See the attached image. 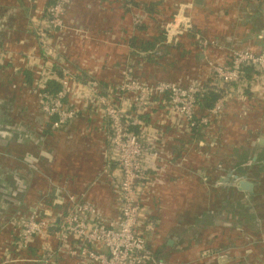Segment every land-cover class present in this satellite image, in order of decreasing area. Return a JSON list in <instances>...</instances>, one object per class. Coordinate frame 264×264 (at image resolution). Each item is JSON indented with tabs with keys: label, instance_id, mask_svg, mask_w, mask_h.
<instances>
[{
	"label": "crops",
	"instance_id": "obj_1",
	"mask_svg": "<svg viewBox=\"0 0 264 264\" xmlns=\"http://www.w3.org/2000/svg\"><path fill=\"white\" fill-rule=\"evenodd\" d=\"M99 4L117 5V8L124 12V18L120 21L110 19L111 15L105 16L106 11L99 9ZM184 4L189 5L185 13L191 18L194 30L213 45L211 43L202 48L194 37L184 35L180 38L178 43L184 45L187 50L186 54L180 56L184 58L189 54L196 56L197 64L192 67L182 66V63L179 65L175 63L173 69L171 66L168 67L174 64L176 53L163 58L165 61H155L152 65L144 66L137 63L139 61L134 58L138 57L134 54L136 57L131 60L141 66H138V74L144 79L150 81L145 74L153 66L157 68L158 73L160 72L159 80L169 79L179 84L209 82L211 65L227 64L232 49L252 51L259 49L257 34L264 23V0L157 2V6L165 10L166 19L168 15L171 17L176 13L179 5ZM28 6L24 0H0V45L9 52L10 60L0 71V134L2 138L8 139V144L19 143L22 150L37 155L40 149H45V139L47 140L49 136L48 132L44 131L51 129L48 118L39 109V98L35 92L33 93L32 85L26 83L23 85L21 82L22 71H26L30 64L34 67L39 66L44 59L39 53L40 48L33 32L34 15ZM100 7L102 8L101 5ZM24 8L28 9L29 14ZM6 9L8 10L5 11ZM79 9L84 16L87 15L85 18L80 19L71 15L72 11L77 16ZM92 10L103 15L97 18L98 21L100 19L99 24L102 26H99L98 22L88 23L90 18L96 19ZM131 19L132 16L124 11L118 0H71L64 17V28L53 40L54 49L66 59L73 70L84 75L83 80H80L83 84L86 83L85 80H91L96 83L94 86L89 84L91 88L95 86L113 88L120 80V73L126 63L129 64L130 56L125 41L130 34ZM76 26L83 27L78 30ZM16 87L18 89H15ZM259 99H251L253 109L236 113L238 115L234 116L233 124L237 122V126L241 128L239 131L244 133L242 136L239 133L235 134L241 139L239 145L233 147V155H229L230 151L220 150L218 144L207 145L201 142L199 145L196 144V150H191L190 144L179 146L180 140L187 138L182 131L185 127L183 118L161 107H155L150 113H145L140 130L143 132L142 136L152 139L154 135L160 134L158 133L160 130L158 150L162 156H168L173 160L167 165L158 160L157 166L149 170L148 191L143 195L140 212L142 217L156 218L157 223L152 234L150 233L149 244L152 249L157 250L159 258L166 264H258L254 260H257L256 255L258 252L261 253V250H256L259 245H254L252 237H257L260 229L261 232L264 229V156H262L264 142L259 143L260 138H264V133H256L258 126L254 122L264 121V98ZM77 105L80 111L76 122L63 130H51L54 134H59L57 143L63 144L61 145L63 156L71 158L70 162L66 158L61 161L67 165L65 171L69 179L60 180L54 173L49 176L54 184L66 188L69 192L85 194L86 198L92 200L105 214L113 216V192L106 181L107 175L103 172L109 154L105 129L91 111L81 109L80 101ZM237 106L239 107V104ZM243 119L246 121L243 122ZM89 124L91 131L83 133ZM35 125H38L36 129ZM17 133H21L19 139L16 137ZM83 140L87 143H84L85 146L82 145ZM59 147L56 144L55 148L50 146L47 151L51 153L53 149L59 151ZM192 151L204 153L202 160L192 161L194 156L190 155ZM183 153L187 154V160L181 162L179 157L184 155ZM42 159L44 160L39 164L45 168L48 165L45 164L47 160ZM53 161L54 159L48 162L52 168L56 166L52 164ZM37 163L35 162L36 165ZM111 166L113 168V165ZM5 170L10 172L3 168V171ZM231 170L239 177L246 176L253 184L252 192L238 190L235 184H230L232 177L228 183L219 182L223 176L229 177ZM3 171L0 168V176L1 173L7 172ZM31 172L28 182L33 187L38 185V181L34 178L35 173ZM0 181L3 180L0 178ZM6 183L10 181L6 180ZM8 187L9 190L12 189L11 185ZM16 188L7 193L9 197L2 198L8 200L10 210L5 209L8 206L1 203L3 201L0 198V210H5V213L11 212L12 208L17 209L15 205L18 201L13 198L21 195L17 194ZM51 190L45 183L36 193L38 196L46 194L48 197ZM31 196L32 192L28 198L31 199L33 197ZM205 245L223 251L228 256L202 259L198 252L205 248ZM65 264L72 263L67 261Z\"/></svg>",
	"mask_w": 264,
	"mask_h": 264
},
{
	"label": "built area",
	"instance_id": "obj_2",
	"mask_svg": "<svg viewBox=\"0 0 264 264\" xmlns=\"http://www.w3.org/2000/svg\"><path fill=\"white\" fill-rule=\"evenodd\" d=\"M24 1L32 9L33 32L39 53L44 57L39 66L30 64L25 69L33 74L32 85L39 98V109L54 131L63 130L79 119V101L81 109L91 111L99 119L109 146L103 172L113 192L114 211L113 216H108L85 194L69 192L48 179L51 200L46 194L38 196L36 202L19 204L15 214L6 213L3 219L0 216V264H65L67 261L72 264H166L156 257L149 244L157 221L140 216V212L143 195L148 191L149 170L157 166L158 160L165 165L173 160L158 150L160 130L159 136L154 135L152 139L142 136L144 115L155 107L174 113L183 118L182 131L188 136L196 124L202 132L206 131L211 121L223 112L228 100L239 107L242 104L246 111L252 109L251 99L264 98L261 96L264 94V23L257 34L259 49H232L227 64L211 65L209 82L144 81L132 76L127 62L113 88H91L89 82L95 81L85 80L83 84L78 79L81 73L73 70L53 45L64 28L71 0ZM188 7L179 5L176 13L161 23L163 44H175L187 33L193 34L200 47L209 44L210 41L194 30L191 18L185 13ZM141 18L136 14L133 22L139 23ZM9 61V52L0 45V71ZM49 81L57 82L59 89L53 93L41 92ZM210 90L219 96L212 106L204 107L202 97ZM134 127L139 131H134ZM184 155L179 157L181 162L187 160ZM26 156L27 168L36 173L37 165L28 159L30 154ZM50 226H54L53 232L48 231ZM216 251L203 249L199 257H224Z\"/></svg>",
	"mask_w": 264,
	"mask_h": 264
},
{
	"label": "trees",
	"instance_id": "obj_3",
	"mask_svg": "<svg viewBox=\"0 0 264 264\" xmlns=\"http://www.w3.org/2000/svg\"><path fill=\"white\" fill-rule=\"evenodd\" d=\"M158 1H161V0H148V1H146V0H118L119 4H121L124 11L127 12L128 14H130V16H132L131 23H130V26H131L130 34H129V37L125 41V44L127 45L126 47L128 50V55L130 56L129 68L131 70L137 69L139 66L138 65L139 63H141L140 65H143V66L147 65L151 60L150 55L153 53V50H155L156 47H159L162 45H164L163 48H165L163 58H165L166 56L167 57L172 56L175 53L176 54H182V55L186 54L187 50L184 48V45L178 43L179 41L176 42L175 44H171V45L163 44V40H164L163 30L161 29V23H158V22H164L165 20L169 19L170 15H168L167 19H166V16L164 15V9L162 8L163 9L162 10L157 6ZM133 12H135V13L137 12L136 14H140L142 16L139 23L133 22L135 15H136L135 13L133 14ZM186 36L191 38V37H193V34L187 33ZM40 53H41V51H40ZM141 53H143V54H141ZM134 54L137 55V57H138V58H135V59H137V61H139V62H137L138 64L134 60H131V58L136 57V56H134ZM140 54L142 56H140ZM146 55H149V56L146 58ZM139 67H141V66H139ZM247 76H248V74H247ZM22 77H23V79L21 82L23 83V85L25 83L32 85L33 74L31 71H27V70L22 71ZM83 77H84V75L80 74V76H78V79L83 80ZM23 85H22V87H24ZM100 85L102 86V84H100ZM32 88H33V85L31 87V89ZM58 89H59V84L57 82L49 81V82H47L46 87L40 91L53 93V92L57 91ZM32 90H33V93L35 92L37 94V92L34 90V88ZM218 96H219L218 92H216L214 90H210L208 93H206V95H204L202 97L203 106L204 107L212 106V104L214 103V101L217 99ZM247 100L249 101V99H247ZM257 105H259V104H257ZM37 126L38 125H35V129L37 128ZM228 128H230V127H228ZM133 129L136 132L139 131V129L137 127H134ZM44 132H48L47 134H49V136L46 140L49 142V144L51 143L52 138L56 139L55 142L57 144V141L59 140V134H54L51 130L50 131L47 130ZM233 134H231V135L233 136ZM203 135H204V133L201 131V127L199 126V124H196L194 127L191 128L187 138L180 140L179 146H184L186 144V142L187 143L196 142V141H198V139H200V138L202 139ZM225 135L229 136V130L226 131ZM233 137L235 138L237 136L234 135ZM17 144L12 142L6 146H0V151L2 152V154H0V168L1 169L7 168L10 172H13L14 174L18 173V174H16V176L14 175V178L12 179V181L14 182V186L16 185L15 187H17L16 188L17 194L22 195V199H21L22 202L25 201L27 203H33V202H36L38 199L39 194H37L36 191H38L42 187V184L39 182V181H42V179H40L39 177H36V174H34L35 175L34 178L38 181V183H37L38 185L33 186V187L30 186L28 181H30L29 173L32 174V172H31L32 170H30L26 166V157H27L26 155L28 153L25 152L24 150H22L23 148L21 146H19V143H17ZM55 146L56 145H54V148H55ZM23 147H25V146H23ZM48 149L49 148H47V150ZM49 151H52V150H49ZM53 152L52 153L50 152L51 153L50 158H45L42 155L40 156V158L42 157V158H45L47 160V163L44 162L46 165L48 164L47 167L50 164L48 162H52L53 156H54L53 165H56V166L59 165L61 163L62 158L63 159L66 158L67 161L70 162L71 158H69V156H63V154H61V156H60V153L57 149H53ZM24 154H26V155H24ZM42 160H44V159H42ZM39 166L40 167L38 169L41 172H43V173L48 172V170L46 171L47 167L43 168L41 165H39ZM37 167H38V165H37ZM54 171L55 170H53V172ZM70 178H72V177H70ZM58 179L67 181L69 179V177H68V174L65 173L64 175L63 174L58 175ZM43 184H44V182H43ZM8 185H9V183L6 184L5 188H3L4 193H10V190L14 189V187H12V189L9 190L10 187H8ZM37 188H39V189L37 190ZM12 192L15 193L14 191H12ZM30 192H32V196H33V197L31 196L32 197L31 199L28 198ZM51 197H52V195L50 194V195H48L47 199L51 200ZM46 204H47V202H46ZM17 210H18V207H17V209L15 208V209L11 210V213L15 214L17 212ZM5 214L6 213H3V214L0 213V216L2 219L4 218ZM150 247H151V245H150ZM153 251H154L156 257H159L157 254V250L153 249Z\"/></svg>",
	"mask_w": 264,
	"mask_h": 264
},
{
	"label": "rangeland",
	"instance_id": "obj_4",
	"mask_svg": "<svg viewBox=\"0 0 264 264\" xmlns=\"http://www.w3.org/2000/svg\"><path fill=\"white\" fill-rule=\"evenodd\" d=\"M8 1V0H7ZM100 5L102 6V8L100 7ZM25 7V6H24ZM98 8L99 9H103L104 11H106V15L105 16H107V15H111L110 17H112V18H110V19H113V18H115L116 20H118V21H120V20H122L124 17H123V15H124V12H122L120 9H119V7L117 8V5H115V4H99V6H98ZM28 9L29 10H31V13H32V9H31V7H29L28 6ZM28 9H26V8H24V10H27V13L29 14V11H28ZM8 10V9H7ZM7 10H5V11H7ZM93 12H94V18H96L95 20H93V18H90L89 19V24H91L92 22H98V24L99 23H101L100 22V19H99V21L97 20V18H99V17H103V15H101V14H99V13H97L96 14V12L94 11V10H92ZM165 11V10H164ZM89 12V11H88ZM71 15H74V17H78V18H85L86 16H84L83 15V13H82V11L79 9V10H77V16H75V14H74V12H72L71 11ZM112 24H114L113 22H112ZM99 26H102L101 24H99ZM77 27V29L78 30H81V27H83V26H76ZM93 27V25L91 26V28ZM209 44H211L210 42H209ZM209 44L207 45V46H209ZM211 45H213V43L211 44ZM163 46L164 45H162V46H159V47H156L155 48V50H153V53L150 55L151 56V60H150V62L148 63V64H150V65H152L155 61H157V62H159V61H165V59H163L162 60V58H163V56H164V50H165V48H163ZM155 52H160V53H155ZM193 53V52H192ZM149 55H146V58L148 57ZM186 56V55H185ZM175 62H174V64L176 63H178L177 65H179V64H181L182 66H188V67H192V66H194L195 64H197L196 63V56H195V54H194V56L192 55V54H189L188 55V57H185L184 58V56L182 57V56H180V54H176L175 56ZM135 59V58H134ZM130 62V61H129ZM173 64V65H174ZM176 64L173 66V65H168V67H170V68H174L175 66H176ZM138 69L139 68H137V69H133V70H131V74H132V76H134L135 78H140V79H142V80H144V81H148V80H146V79H144L141 75H139L138 73H139V71H138ZM149 71L148 72H146V74H145V76H146V78H148L150 81H156V80H159V78H160V72L158 73L157 72V68H155V67H153V66H151L149 69H148ZM167 70H170V69H167ZM159 71V70H158ZM165 73H167V71L165 72ZM162 74H164V73H162ZM197 75V73L194 75V76H196ZM15 89H18L17 87L15 88ZM14 89V90H15ZM231 97H232V95H231ZM23 99V98H22ZM27 99V98H26ZM25 100V98L23 99V101ZM229 104V105H228ZM224 110H223V112L220 114V115H218L217 116V119L216 120H212L211 121V123H210V125H209V128H207V130L206 131H204L203 133H204V135H203V137H202V139L200 138V139H198V141H196V142H190L189 144H190V146H191V150L192 149H195V146H196V144H200L201 142L203 143V144H207V145H209V144H211V145H213V144H218L219 145V149L221 150H223V151H225V152H228V151H230V152H228L229 153V155H233V147H236L235 145H239V143H240V139H238L237 137H233L235 134L237 135L238 133L240 134V136H242L243 134L242 133H244L243 131H239V129L241 130V128H240V126H237V122H236V124L234 125L233 123H234V119H235V117L234 116H236V115H238V114H236V113H242V112H247L246 111V109H245V107H243L242 106V104H241V107L239 108L238 106L236 107V106H234V101H229L228 100V102H227V104L224 106V108H223ZM253 109V108H252ZM254 111V110H253ZM261 112V111H260ZM238 119V118H237ZM246 120L245 119H243V122H245ZM252 122V121H251ZM251 122H249V123H251ZM254 122H256V126H258L257 128H258V130H256V133H260V134H262V133H264V121H257V120H255ZM232 124H233V126H232ZM238 124H243L242 122L241 123H239L238 122ZM230 126H232V127H230ZM243 126V125H242ZM245 127H247V125H244ZM261 126V127H260ZM228 127H230V128H228ZM245 127H242L243 129H245ZM257 128H255V129H257ZM51 129V128H50ZM255 129H252V130H255ZM52 130V129H51ZM226 130H229V136H226L224 133H225V131ZM91 131V127H90V124L89 125H87L86 126V129H85V132H83V133H87V132H90ZM258 131V132H257ZM234 133V134H233ZM231 134H233V136L231 135ZM21 135V133H17L16 134V137H17V139H19V136ZM231 135V136H230ZM14 138V137H13ZM58 139V138H57ZM13 141V140H12ZM45 141H46V139H45ZM56 139H54V138H52L51 139V143L49 144V142L48 141H46V147H45V149L44 150H47V148H50V146H54V145H56ZM58 142V141H57ZM84 143L85 144H87L86 142H85V140H83L82 141V145H84ZM60 147H59V153H60V156H61V154L63 153L62 152V149H63V146H61V145H63V144H60V143H57ZM85 146V145H84ZM44 150H42V149H40L39 150V153L37 154V155H33V154H30V156H29V159H33V161L34 162H38L37 164H38V167L37 168H39L40 166V164H39V162H41V160H42V158H40V156L42 155L43 157H45V158H50V155H51V153L50 152H48V151H44ZM196 150V149H195ZM40 152H42L41 154H40ZM98 154H100V153H98ZM204 154V153H203ZM202 153H197L196 151H192L191 152V156H193V160L192 161H198V160H200L201 159V157H202V155H203ZM24 155H26V154H24ZM226 155V154H225ZM187 156V154L185 153V157ZM227 158H229L228 156H226ZM53 159H54V156H53ZM36 160V161H35ZM62 160H63V158H62ZM61 160V161H62ZM202 160V159H201ZM203 160H204V158H203ZM71 161V160H70ZM231 163V162H230ZM25 164V163H24ZM53 164V163H52ZM74 164V163H73ZM49 165H51V164H49ZM66 166L67 165H64V163L63 162H61V164L60 165H57V166H54L53 168H54V172H53V168L51 167V166H48V168L46 169V171L48 170V172H45V173H43V172H41L39 169V171L38 170H35L36 171V177H39L40 179H42V181H39L41 184H42V187L44 186V184L46 183V184H48L49 185V180L48 179H51L50 177H49V175H51L52 173H54V174H56V175H62V172H65L66 173V171H65V168H66ZM198 166V165H197ZM75 167V166H74ZM79 168V167H78ZM43 169V168H42ZM2 171H3V169H2ZM7 170H5V171H3V172H6ZM259 171L260 172H263V170L262 169H259ZM7 173V174H6ZM6 173H1L2 174V176H0V178L3 180V181H0V198L2 199H4L5 197H9L8 196V194L7 193H4L2 190H3V188H5L6 187V185L5 184H8V183H6V180L8 181H10V183H9V185L11 184V186L12 187H14L15 188V186H14V182L12 181V179L14 178V174L12 173V174H10V172L8 173V171L6 172ZM15 176H16V174H15ZM242 178V177H241ZM43 182H44V184H43ZM50 186V185H49ZM16 193V192H15ZM2 199V201L3 202H1V203H4V205L5 206H8V200H3ZM21 199H22V195H21V197H19V196H16V197H14L13 198V200H15V201H18V203L15 205L16 207H18L19 206V204H21V206H23V203H24V205H26V204H29V203H27V202H25V201H23V202H21ZM1 201V200H0ZM1 205V204H0ZM261 207H263V205H261ZM9 208V206L8 207H6L5 209L7 210ZM10 209V208H9ZM11 210H13V208L11 209ZM6 211L5 210H0V213H5ZM8 213H11V212H8ZM156 219V218H155ZM264 230V229H263ZM262 230V232H261V229H260V231L258 232V236L257 237H252L253 238V240H252V242L254 243V245H259V246H257V251H260L261 250V253L260 252H258L257 253V260L255 259L254 260V262H257L258 264H264V231ZM206 248H210V249H212V247H208V246H206L205 248L203 247V249H206ZM203 249H200L199 250V252H198V254H200L201 252H202V250ZM248 249V248H247ZM250 250L248 249L247 250V252H249ZM216 252H218V253H222V254H224V257H227L228 255H226V253H224L223 251H216ZM260 258H259V257ZM215 258H216V256H214Z\"/></svg>",
	"mask_w": 264,
	"mask_h": 264
},
{
	"label": "water",
	"instance_id": "obj_5",
	"mask_svg": "<svg viewBox=\"0 0 264 264\" xmlns=\"http://www.w3.org/2000/svg\"><path fill=\"white\" fill-rule=\"evenodd\" d=\"M7 10V9H6ZM45 38V36H44ZM49 54H52V50L49 51ZM90 85L94 86L96 83L95 82H89ZM264 142V138H260L259 143L263 144ZM8 144V139L7 138H2L1 134H0V146H6ZM230 176V174H228ZM220 183H228V177L223 176V178H221L219 180ZM230 184H234L233 182H230ZM235 185L237 187L238 190L240 191H250L252 192V188H253V184L246 178V176H243L240 179H237L235 181ZM54 226H50L48 228L49 232H53L54 231Z\"/></svg>",
	"mask_w": 264,
	"mask_h": 264
},
{
	"label": "flooded vegetation",
	"instance_id": "obj_6",
	"mask_svg": "<svg viewBox=\"0 0 264 264\" xmlns=\"http://www.w3.org/2000/svg\"><path fill=\"white\" fill-rule=\"evenodd\" d=\"M262 156H264V153H262ZM250 160V159H249ZM247 161H248V159L244 162L245 164H247ZM242 165V164H241ZM230 176L228 177V181H229V179L231 178V181L235 184V181L237 180V179H240L241 177H242V175L239 177L236 173H234L232 170L230 171Z\"/></svg>",
	"mask_w": 264,
	"mask_h": 264
}]
</instances>
